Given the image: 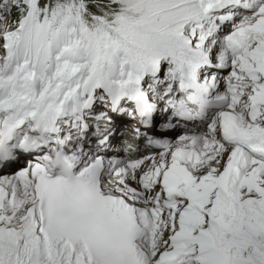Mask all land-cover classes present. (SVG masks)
I'll return each mask as SVG.
<instances>
[{"label": "snow or ice", "instance_id": "obj_1", "mask_svg": "<svg viewBox=\"0 0 264 264\" xmlns=\"http://www.w3.org/2000/svg\"><path fill=\"white\" fill-rule=\"evenodd\" d=\"M0 264H264V0H0Z\"/></svg>", "mask_w": 264, "mask_h": 264}, {"label": "bare ground", "instance_id": "obj_2", "mask_svg": "<svg viewBox=\"0 0 264 264\" xmlns=\"http://www.w3.org/2000/svg\"><path fill=\"white\" fill-rule=\"evenodd\" d=\"M162 117L163 116H159L157 118V121H158L157 125L160 123V121H162L161 120ZM130 123L131 122L128 121L126 118L120 119L117 121L118 131H117L116 136L112 137L111 139L112 146L111 148L108 149L112 151V155L117 158H121L124 156V152H125L124 140H129L128 143L133 142L132 140H130V133L128 131ZM119 152H122V154H120Z\"/></svg>", "mask_w": 264, "mask_h": 264}, {"label": "rangeland", "instance_id": "obj_3", "mask_svg": "<svg viewBox=\"0 0 264 264\" xmlns=\"http://www.w3.org/2000/svg\"><path fill=\"white\" fill-rule=\"evenodd\" d=\"M120 122H122V121H120Z\"/></svg>", "mask_w": 264, "mask_h": 264}]
</instances>
